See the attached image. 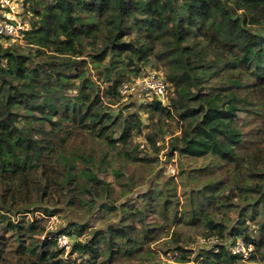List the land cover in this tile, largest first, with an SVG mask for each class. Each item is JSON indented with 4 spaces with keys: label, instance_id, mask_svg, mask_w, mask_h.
Returning a JSON list of instances; mask_svg holds the SVG:
<instances>
[{
    "label": "trees",
    "instance_id": "obj_1",
    "mask_svg": "<svg viewBox=\"0 0 264 264\" xmlns=\"http://www.w3.org/2000/svg\"><path fill=\"white\" fill-rule=\"evenodd\" d=\"M21 1L24 43L0 38V177L16 179L0 192V264H161L149 246L171 230L169 250L192 264L181 223L217 235L199 264H264V0ZM154 65L169 101L138 107L176 119L167 153L181 160L184 197L160 174L137 202L118 203L134 173L117 189L96 168H154L138 154L139 111L121 107L123 85ZM60 206L118 221L87 235L90 223L72 219L48 230ZM240 238L248 259L229 249Z\"/></svg>",
    "mask_w": 264,
    "mask_h": 264
},
{
    "label": "rangeland",
    "instance_id": "obj_2",
    "mask_svg": "<svg viewBox=\"0 0 264 264\" xmlns=\"http://www.w3.org/2000/svg\"><path fill=\"white\" fill-rule=\"evenodd\" d=\"M19 4L22 3L21 0L17 1ZM21 6V5H20ZM16 10H24L21 12L23 19L25 22H30V15L25 9L18 7ZM10 43V42H8ZM23 44V43H22ZM158 65H154L153 67H147L146 70L149 71H162L157 68ZM169 93V92H168ZM141 96L139 95L137 90L124 97L121 101V107L124 109V113H128L129 110L139 111L138 105L141 103ZM169 97L165 98L164 103H168ZM118 105H115L114 111H117ZM120 109V108H119ZM143 122V133L137 137H135V141L140 143L141 147L139 150L140 157H151L153 159V167L143 165H127L122 166L121 174L117 173L118 171L115 169L116 167H110L107 165L98 166L96 171L98 174L107 180H111L112 183L116 186L117 189L121 187L129 188L127 185H123L128 181V176L134 173L135 175V184L132 186V189L129 193L120 196L118 203L125 202L126 200L132 199V203L137 202V196L151 187L152 183L157 179V176L162 174L165 178L173 176L175 177L179 186V194L183 198L182 191L184 190L181 180H180V172L179 166L181 165V160L178 156H174L172 159H169L170 156L167 153L168 151V143L173 135L179 133V128L176 119L170 118L167 116L162 117L159 114H152L150 112L142 109L139 111ZM153 132L156 137V144L161 146L162 149L159 153L153 149L152 145L147 140V134ZM182 163L184 165L191 164L190 161L182 159ZM194 165V163H192ZM16 179L12 181L7 180L6 178L0 177V192L6 190V188L12 187ZM119 191V190H118ZM38 213V212H37ZM56 216V217H55ZM52 217V222L49 223L50 218H48L46 225L48 230L56 231L61 227L67 225L68 221L72 219V221H79L81 223L89 222L90 226L86 231V235L92 232L94 229L102 228L104 229L109 222H117L118 218L115 212H110L105 209H100L99 206H96L92 212L84 213L83 211L80 213L75 212L72 209H68L66 207L60 206L59 212ZM32 217V215H29ZM149 222L159 221V217L156 215H151L148 217ZM175 227L179 228L182 231L183 238L185 241L180 242L181 245H184L185 248L189 249L191 253V261L192 264H199V255L202 250L205 248H212L215 243L219 242L217 235H213L210 237H206L202 229H199L192 225H186L184 223L177 224ZM69 236V235H68ZM188 236V237H187ZM83 236L82 238H85ZM70 238V236H69ZM71 240V238H70ZM173 244V235L172 230L166 235L160 237L159 239L151 242L149 248L154 252V259L157 263L161 264H179L176 261L175 256L176 253L172 254L169 250V247H172ZM66 250V254L70 250V246H64ZM117 264H130L128 262L119 261Z\"/></svg>",
    "mask_w": 264,
    "mask_h": 264
},
{
    "label": "built area",
    "instance_id": "obj_3",
    "mask_svg": "<svg viewBox=\"0 0 264 264\" xmlns=\"http://www.w3.org/2000/svg\"><path fill=\"white\" fill-rule=\"evenodd\" d=\"M17 1L0 0V38L8 39L12 43H24V32L29 25L21 15L23 11L16 10L18 7L24 8L23 2L19 4ZM136 90L139 95H142L141 100L144 103H148L153 99H158L164 103L169 92V83L160 72L150 71L142 73L132 83L124 84L121 89L124 97ZM54 216H51L49 223L52 222V217H56ZM57 241L61 247L71 245V240L65 233L59 234ZM229 249L233 253L242 255L244 259H248L253 246L247 245L240 238L235 243L229 244Z\"/></svg>",
    "mask_w": 264,
    "mask_h": 264
}]
</instances>
